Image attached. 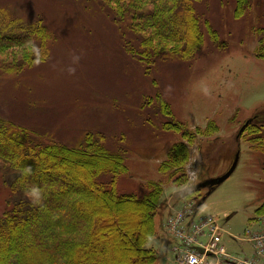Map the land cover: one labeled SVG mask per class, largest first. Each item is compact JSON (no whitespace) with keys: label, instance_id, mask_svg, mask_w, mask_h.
I'll return each mask as SVG.
<instances>
[{"label":"rangeland","instance_id":"rangeland-1","mask_svg":"<svg viewBox=\"0 0 264 264\" xmlns=\"http://www.w3.org/2000/svg\"><path fill=\"white\" fill-rule=\"evenodd\" d=\"M192 4L204 34L196 56L144 62L138 55L139 36L121 25L101 0H0V36L16 32H9L8 24L17 21L20 29L42 24L41 29L52 33L49 48L43 50L30 52L22 41L5 44L0 54V119L41 145L81 148L88 135L94 141L101 139L105 148L99 149L107 158L124 156L128 169L116 181L120 195L143 198L149 184H163L156 222L159 234L148 245L159 253L157 264H183L180 241L168 221L177 212H189L188 208L193 217H216L222 228L221 244L231 256L264 264L256 256L257 242L246 236L263 226L264 216L259 217L257 210L264 204V152L254 151L242 135L238 138L245 123L264 113V57L257 56L264 38V0H247L241 17L236 16L238 0H194ZM37 53L46 61L19 71L23 65L19 62H29ZM3 62L8 67H1ZM14 66L18 70H7ZM161 101L166 112L160 108ZM169 122L181 123L196 134L187 168L192 188L225 174L240 150L235 173L210 196L209 189H202L201 195L208 198L201 207H197L198 195L181 197L185 187L177 188L160 171L173 146L184 141L182 133L164 127ZM209 123L217 126L216 132L199 136L198 129L205 131ZM85 157L90 161L73 160V166L82 169L78 173L89 174L92 187H110V174L92 182L93 163L102 160L101 154L89 151ZM11 179L8 166L0 161V217L10 208ZM98 197L94 200L107 205L113 219L111 212H115L122 236L115 263L132 256L137 259L135 243L140 234L136 230L147 225L140 219L142 206ZM91 212L95 217L101 214ZM60 216L59 221L67 223ZM120 224L126 225L127 234ZM210 258L217 261L213 255Z\"/></svg>","mask_w":264,"mask_h":264},{"label":"trees","instance_id":"trees-1","mask_svg":"<svg viewBox=\"0 0 264 264\" xmlns=\"http://www.w3.org/2000/svg\"><path fill=\"white\" fill-rule=\"evenodd\" d=\"M101 1L111 8L121 25L127 27L131 34L139 36L142 51L138 55L144 62H156L158 58L188 60L195 57L202 48L204 34L192 4L194 0ZM246 4L247 0H238L237 17H241L246 11ZM19 23L22 25V22ZM8 26L9 32H16L0 36V54L4 52L5 44L20 41L27 42L25 46L29 47L30 52L34 48H49L52 33L49 29H41L42 24L20 29L17 21ZM212 36L215 38L216 34ZM36 42L41 44L37 47ZM260 42L257 56L263 58L264 55L261 56L260 52L264 51V38ZM43 56L37 53L29 62H19L23 64L19 71L26 66L45 62L46 58ZM2 66L8 67L5 62ZM7 70L13 72L18 69L14 66ZM160 108L164 112L167 110L162 101ZM263 118L264 113L259 114L242 134L256 152H264ZM166 126L182 133L184 141L173 146L168 159L161 164L160 171L177 188L185 187L181 197L192 199L198 195V204L203 205V190L198 189L197 185L191 187L187 169L192 157L191 147L197 141L196 134L185 129L181 123L169 122L164 127ZM213 128L216 129L217 126L209 123L205 131L199 128L197 134L211 136L216 132ZM99 141L92 140V136L88 135L81 148L63 144L41 145L31 139L29 133L0 119V161L6 163L10 176L12 179L14 177L10 180L13 194L9 202L10 208L0 217V264H116L122 236L117 232L115 212H111L113 219L107 205L94 200L98 195L106 198L110 196L116 203L131 201L143 208L140 219H144L147 225L146 228L136 230L140 234L135 243L138 258L132 256V261L124 257L122 264H157L159 253L148 245L159 234L156 222L163 204L164 186L161 183L149 184V192L143 198L118 194L117 178L128 169L124 156L114 154V157L107 158V153L99 149L104 147L101 141L97 143ZM95 150L101 154L102 160L93 163L96 173L92 182H98L104 175L110 174L113 179L108 188L92 187L88 182L89 174L83 171L79 174L78 171L82 169L73 166L74 161H90L85 156L87 152ZM82 201L86 205H81ZM95 205L98 206L94 208ZM91 210H96V213L99 210L101 214L92 216ZM257 214L259 217L264 216V204L257 210ZM60 215L67 219V223L59 221ZM125 226L121 225V230L127 234ZM94 229L95 233L92 232ZM128 245L131 250V243ZM102 248L105 249L103 253ZM37 255L40 257L37 258Z\"/></svg>","mask_w":264,"mask_h":264},{"label":"built area","instance_id":"built-area-1","mask_svg":"<svg viewBox=\"0 0 264 264\" xmlns=\"http://www.w3.org/2000/svg\"><path fill=\"white\" fill-rule=\"evenodd\" d=\"M191 204H189L188 207ZM192 208V207H191ZM177 212L168 221L173 234L179 239L180 252L183 256V264H255L240 257L231 256L226 247L221 244V231L216 217H199L190 212ZM192 213V214H191ZM261 230L254 233L247 232L248 241L257 242L256 256L264 259V218ZM207 239V240H205ZM214 256L217 261L211 256Z\"/></svg>","mask_w":264,"mask_h":264},{"label":"water","instance_id":"water-1","mask_svg":"<svg viewBox=\"0 0 264 264\" xmlns=\"http://www.w3.org/2000/svg\"><path fill=\"white\" fill-rule=\"evenodd\" d=\"M252 122V119L249 120L247 123H245L238 135V138L243 134V132L245 131L246 127L249 125V123ZM239 161H240V150L238 149V151L235 154V157L232 161V164L230 166V168L228 169V171L223 174L222 176L216 177V178H211L209 180H206L205 182H203L202 184H200L198 186V189H209V193L208 196L211 195V193L220 185H222L224 182H226L237 170L238 165H239ZM208 196H206L204 198V201L207 200ZM202 203L198 205V207H201Z\"/></svg>","mask_w":264,"mask_h":264},{"label":"crops","instance_id":"crops-1","mask_svg":"<svg viewBox=\"0 0 264 264\" xmlns=\"http://www.w3.org/2000/svg\"><path fill=\"white\" fill-rule=\"evenodd\" d=\"M172 242H173V241H172ZM174 244H175V242H174ZM170 246H171V245H170ZM170 251H171V250H170ZM227 251H228V250H227ZM171 252H172V251H171ZM253 253H254V252H253ZM253 253L251 254V256H254V254H253ZM244 254H245V253H244ZM231 255H232V254H231ZM236 257H237V256H236Z\"/></svg>","mask_w":264,"mask_h":264},{"label":"bare ground","instance_id":"bare-ground-1","mask_svg":"<svg viewBox=\"0 0 264 264\" xmlns=\"http://www.w3.org/2000/svg\"><path fill=\"white\" fill-rule=\"evenodd\" d=\"M57 170H58V171H61L59 168H57ZM82 187H84V186L82 185Z\"/></svg>","mask_w":264,"mask_h":264}]
</instances>
